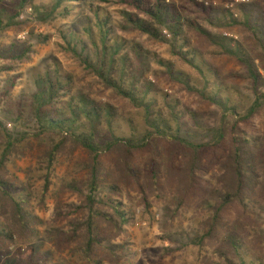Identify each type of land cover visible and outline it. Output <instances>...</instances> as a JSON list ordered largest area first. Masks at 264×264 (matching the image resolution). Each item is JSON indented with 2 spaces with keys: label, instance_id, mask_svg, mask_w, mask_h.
Returning a JSON list of instances; mask_svg holds the SVG:
<instances>
[{
  "label": "trees",
  "instance_id": "trees-1",
  "mask_svg": "<svg viewBox=\"0 0 264 264\" xmlns=\"http://www.w3.org/2000/svg\"><path fill=\"white\" fill-rule=\"evenodd\" d=\"M35 1L0 0V37L13 29L23 31L29 23L47 25L58 17H76L81 31L61 33L63 50L107 90L139 109L142 123H131V136L120 134V112L59 73L53 76L46 71L35 80V92L19 98L14 96L18 78L9 77L0 97L6 119L15 126L32 119L34 129L14 134L0 119V264H51L26 242L35 234L30 200L20 193L21 181L9 169L15 160L34 156L35 142L45 148L39 160L47 171L67 146L89 155L90 216L76 228L83 234L87 255L100 248L110 251L104 243L125 233L135 220L132 209L113 197L122 194L120 184L136 185L150 209L152 199L164 200L165 179L170 176L179 184L177 213L193 211L198 218L190 243L199 249L203 262L264 264L258 223L264 216V75L260 71L264 72V23L256 18V7L241 3L227 9L197 0H54L47 7ZM106 7H117L120 19ZM27 8L35 21H20ZM235 29L249 35L250 49L225 35ZM121 33L168 45L173 59L194 70L204 86L191 85L192 77L178 72L175 61L157 58L143 42ZM195 34L215 49L213 56L234 59L245 68L251 105L233 99L237 92L196 44ZM32 53L29 48L9 56L0 52V63L5 62L0 73H10L15 67L8 62L30 60ZM151 57L166 68L168 78L221 111L222 122L208 131V141L192 140L190 124L198 125L194 115L166 97L160 102L151 96L155 85L146 79ZM48 139L52 144L45 146ZM109 156L117 160L114 171L104 162ZM142 157L147 158L144 167L138 163ZM19 240L27 248L18 246Z\"/></svg>",
  "mask_w": 264,
  "mask_h": 264
},
{
  "label": "rangeland",
  "instance_id": "rangeland-1",
  "mask_svg": "<svg viewBox=\"0 0 264 264\" xmlns=\"http://www.w3.org/2000/svg\"><path fill=\"white\" fill-rule=\"evenodd\" d=\"M54 0H36L37 5L49 7ZM179 1V0H172ZM207 5L223 6L234 9L238 4L246 3L254 5L257 10L256 18L264 23V0H197ZM115 19H120L117 7H106ZM34 19L33 11L27 8L21 15L20 21ZM76 17L58 19L47 25L29 23L23 31L13 29L0 37V52L16 55L25 52L27 48L33 51L32 58L24 62H8L14 65L10 73H0V97L3 94L9 77L18 78L14 96L19 98L22 94L35 92V80L46 71H51L53 76L58 73L63 80L71 79L75 87L102 101L113 105L121 117L122 131L120 134L131 136L132 122L141 125V112L129 100L117 95L113 90H107L102 81L94 74L87 71L81 63L72 55L63 50L62 32L81 31V25L77 24ZM33 29V34L30 31ZM35 29V30H34ZM230 38L240 41L248 46V34L239 29L227 31ZM225 34V35H226ZM122 36L130 40H138L144 43L152 55L168 61H175L178 72L186 73L192 77L191 85L202 88L203 81L191 68L184 66L173 59L170 47L166 44L150 42L146 37L135 33ZM193 39L201 50L208 53L210 59L223 73L226 83L234 88L237 93L232 97L237 102H243L244 106L252 104L251 85L247 79L245 68L234 59L223 56H213L215 50L211 48L199 35H193ZM211 56V57H210ZM4 61L0 63L3 67ZM257 65L260 67L259 62ZM264 75L262 69L260 70ZM146 79L154 83L155 89L151 96L157 97L162 102L164 97L170 103L179 105L189 115H194L198 125L191 122L192 140L197 142L208 141V131L217 127L222 122V113L215 106L209 105L195 94L191 93L185 85L168 78L166 68L160 65L156 58L150 59V72ZM29 111L26 118L29 119ZM0 119L6 123L8 130L14 134L21 132L33 133L32 119L24 124L15 126L6 119L4 104L0 102ZM9 124L12 128H9ZM45 146L51 145L48 139ZM34 156L22 160H15L9 169L13 177L21 183V194L30 200L29 211L32 213L35 234L26 242L35 245L51 264H210L203 262L199 257V249L194 247L190 240L194 236L195 224L198 218L193 211L177 213V200L179 184L168 176L165 179L164 200H151L152 207L148 209L143 203L142 195L136 185L120 184L121 195H113L115 200L122 201L131 208L135 217L132 224L126 226V231L119 237L114 236L107 240L105 249H98L92 255L84 252L85 242L83 234L77 233L76 228L89 219L90 212L87 208L86 198L89 194L88 182L90 172L87 169L89 155L83 150H75L73 146H67L58 156L51 170L40 164V155L44 156L45 148L35 142ZM147 158L142 157L138 163L144 167ZM111 171L116 167V158L109 156L104 159ZM49 177V182L46 180ZM110 185L113 181L110 180ZM48 185V186H47ZM49 188L46 191V188ZM259 229L262 232L260 249L264 252V216L261 217ZM106 228V227H105ZM106 237H109L106 235ZM25 241L19 240L18 246L27 248ZM238 261V260H237ZM208 262V263H207Z\"/></svg>",
  "mask_w": 264,
  "mask_h": 264
},
{
  "label": "built area",
  "instance_id": "built-area-1",
  "mask_svg": "<svg viewBox=\"0 0 264 264\" xmlns=\"http://www.w3.org/2000/svg\"><path fill=\"white\" fill-rule=\"evenodd\" d=\"M226 35H228V36H229V34H226ZM8 126H9V128H12V125H11V124H9Z\"/></svg>",
  "mask_w": 264,
  "mask_h": 264
}]
</instances>
